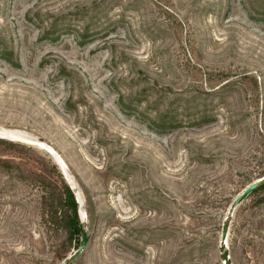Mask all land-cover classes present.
Here are the masks:
<instances>
[{
    "label": "rangeland",
    "instance_id": "rangeland-1",
    "mask_svg": "<svg viewBox=\"0 0 264 264\" xmlns=\"http://www.w3.org/2000/svg\"><path fill=\"white\" fill-rule=\"evenodd\" d=\"M261 177L264 0H0V264H224Z\"/></svg>",
    "mask_w": 264,
    "mask_h": 264
},
{
    "label": "water",
    "instance_id": "water-1",
    "mask_svg": "<svg viewBox=\"0 0 264 264\" xmlns=\"http://www.w3.org/2000/svg\"><path fill=\"white\" fill-rule=\"evenodd\" d=\"M264 183V177H261L250 184H248L245 188H243L240 193L232 200L229 209V215L225 218V221L222 226L221 235H220V242H221V259L224 264H231L229 260V255L225 248H227V237H228V226H229V218L232 216L235 209L238 205L242 202V200L251 194L253 191L258 189ZM85 246L84 237H82L80 241V246L78 252L74 255L73 259H76L79 254L82 252Z\"/></svg>",
    "mask_w": 264,
    "mask_h": 264
},
{
    "label": "trees",
    "instance_id": "trees-1",
    "mask_svg": "<svg viewBox=\"0 0 264 264\" xmlns=\"http://www.w3.org/2000/svg\"><path fill=\"white\" fill-rule=\"evenodd\" d=\"M164 120L165 119H162V122ZM166 122H168V124L171 123L169 121H166ZM9 144L12 145L11 143ZM261 191H264V183L258 189H256L251 194H249L248 196L261 192ZM60 195H61V198L63 197V199L60 200L59 206H60V210H63V215H65L64 223H65V228L69 232V239L70 241H72L73 239L79 241V234L81 232V226L77 219V206L74 201L73 195L67 187H64Z\"/></svg>",
    "mask_w": 264,
    "mask_h": 264
},
{
    "label": "bare ground",
    "instance_id": "bare-ground-1",
    "mask_svg": "<svg viewBox=\"0 0 264 264\" xmlns=\"http://www.w3.org/2000/svg\"><path fill=\"white\" fill-rule=\"evenodd\" d=\"M54 161L59 166V168L61 169V171H64V166H63L62 162L58 158L57 159H54Z\"/></svg>",
    "mask_w": 264,
    "mask_h": 264
}]
</instances>
